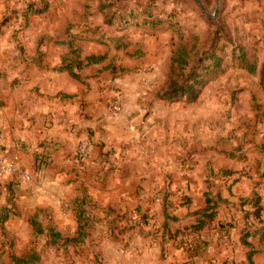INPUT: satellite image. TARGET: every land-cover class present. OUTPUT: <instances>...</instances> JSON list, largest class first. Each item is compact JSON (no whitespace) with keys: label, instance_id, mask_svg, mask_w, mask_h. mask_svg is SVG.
<instances>
[{"label":"rangeland","instance_id":"374dc122","mask_svg":"<svg viewBox=\"0 0 264 264\" xmlns=\"http://www.w3.org/2000/svg\"><path fill=\"white\" fill-rule=\"evenodd\" d=\"M218 37L219 45L212 47ZM186 39L188 47L198 42L191 65L210 49L226 55L223 70L206 73L195 85L199 93L193 101L168 87L172 57ZM230 40L250 50L255 73L235 66ZM71 50L73 61L105 55L101 63L87 66L86 81L98 85L103 118L123 115L128 122L122 130L116 126L101 153L90 139L78 140L77 166L71 170L80 174L40 165L28 169L27 181L0 178V264H23L22 259L29 264H107L100 251L108 238L102 233L107 211L96 209L92 198L126 197L131 211L142 197L154 215L149 227L161 221L164 195L181 220L175 224L180 240H197L201 248L208 241L198 264H248L244 236L256 249L253 263L264 264V0H0L1 70L49 68ZM117 97L119 112L104 117ZM81 141L88 154L77 160ZM91 160L103 168L97 170ZM50 179L68 183L57 191L56 212L22 195L29 183ZM206 198L216 217L194 235L189 229L197 218L194 210L204 208ZM82 200L90 218L83 243L54 244L50 235L35 234L34 214L63 237L76 236L77 224L68 231V216Z\"/></svg>","mask_w":264,"mask_h":264},{"label":"crops","instance_id":"0c3cea01","mask_svg":"<svg viewBox=\"0 0 264 264\" xmlns=\"http://www.w3.org/2000/svg\"><path fill=\"white\" fill-rule=\"evenodd\" d=\"M61 61L62 56H59L49 68L42 69L35 66L28 69H0V154L7 157L17 154L26 170L47 165L48 168L56 167L61 171L70 170L76 175L80 171L71 169L77 166L73 161V153L78 140L84 137L90 139L96 152L101 153L110 145L109 138L117 129L116 126L121 125L122 130L128 117L103 118L96 102L98 85L95 80L88 83L85 78L87 67L81 71L83 82H80L67 72L54 70ZM7 76L12 79H7ZM126 108L128 111L129 107ZM132 121L135 122L134 119ZM90 163L97 170L103 168L98 161L97 164L93 160ZM67 184L58 179L43 183L36 181L29 183L22 195L34 198V206L50 207L56 212L60 201L57 191ZM191 201L193 198L188 199L189 203ZM92 203L96 204V209L107 211L103 213V217L108 220L107 227L102 233L108 238L100 247L107 264H198L205 259L206 248L189 256L185 248L178 246L180 231L175 224L181 220L169 210L167 195L163 197L161 221L149 227L147 221L153 219L154 215L149 214L142 197L131 211L126 208L129 203L126 197L105 201V198L96 196L92 198ZM199 209L202 208L194 210V215ZM166 213L174 217L168 220L167 230L162 227ZM109 214L113 218L108 217ZM69 216L72 226L68 231L72 229L74 232L75 217L74 214ZM110 220H122L129 226L110 227ZM142 220L145 222L142 223ZM196 242L192 249L197 247Z\"/></svg>","mask_w":264,"mask_h":264},{"label":"trees","instance_id":"16d2710c","mask_svg":"<svg viewBox=\"0 0 264 264\" xmlns=\"http://www.w3.org/2000/svg\"><path fill=\"white\" fill-rule=\"evenodd\" d=\"M108 22L112 23V21ZM160 22L161 21L153 22L152 26H158ZM228 44L231 46L235 45V48L233 49L231 54V58L234 60L235 66L246 70L249 73H255L257 62L251 61L249 57L250 50L242 42L236 44L235 42L230 40ZM218 45L219 37L215 40V42H213V44H211V46L217 47ZM197 46L198 42L197 44L194 43L191 47H188L187 39L177 45V48L172 57L171 69L168 77L169 92L180 93L184 95L188 94L190 95V101H193L197 98L199 90L195 87V85L200 84L202 82V78L206 75V73H217L223 70V61L226 56L225 54L219 55L216 50L210 49L208 51L209 55H207L205 58L198 59L196 62L197 65H191L193 57L198 55L199 52V48H197ZM223 49L224 47H222L220 51H222ZM71 53H75V51L71 50L68 55L64 56L62 58L61 64L54 70L58 72H67L72 78L80 82H83V75L81 74V71L84 68L89 65L99 64L105 59V55H89L84 59L78 58L76 59V61H73L72 59H70ZM255 58L257 60L258 57ZM206 59L210 61L208 64L204 63ZM226 172L227 171H225L224 173L227 174L228 172ZM211 202L212 200L206 198L204 208L195 211V215L197 216V218L195 223L189 226L191 233H199L202 229L208 226V224L213 221V219H215L216 212L212 211L213 207H210ZM84 204V200H82V202L76 201L74 204L73 211L77 224L76 236L63 237L62 234L59 231H56L54 227H45L41 222L37 221V215L34 214L31 217L30 222L35 229V234H45L46 236L50 235L54 244H57V242L60 241L62 242V245H73L76 243H83L86 237H89V234L87 233L85 227L89 224L90 221L89 216L85 215L86 210L85 208H83ZM169 219L173 220L174 217H169L166 213L165 221L162 225V227L166 230L169 226ZM136 225H138V223H136ZM119 232L123 231L120 230ZM241 240L244 247L248 249L246 261L248 262V264H254L253 256L256 253V249H254V247L248 241H246L245 236ZM193 244V240L188 244L180 240L178 246L185 248V250L188 252V255L192 256L195 254L196 251H201L208 245L207 242L203 241L201 243L204 246L203 248L197 246L195 249H192ZM19 262H21L20 259L18 260V263ZM22 263L29 264L30 262L25 259H22Z\"/></svg>","mask_w":264,"mask_h":264},{"label":"built area","instance_id":"2783aa9c","mask_svg":"<svg viewBox=\"0 0 264 264\" xmlns=\"http://www.w3.org/2000/svg\"><path fill=\"white\" fill-rule=\"evenodd\" d=\"M121 108V99L117 97L115 101L111 102L107 109L104 111L103 116L109 117L117 114ZM87 144L85 141H81L78 145V149L76 152V159L81 160L86 157L88 153H86ZM17 178L23 181H27L30 179V173L26 170L18 156H12L10 158H6L5 156H0V178Z\"/></svg>","mask_w":264,"mask_h":264}]
</instances>
